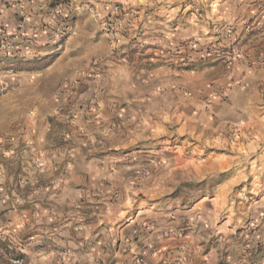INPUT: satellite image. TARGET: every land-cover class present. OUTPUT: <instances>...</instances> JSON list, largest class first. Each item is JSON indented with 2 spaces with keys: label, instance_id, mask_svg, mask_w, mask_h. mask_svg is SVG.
Wrapping results in <instances>:
<instances>
[{
  "label": "crops",
  "instance_id": "crops-1",
  "mask_svg": "<svg viewBox=\"0 0 264 264\" xmlns=\"http://www.w3.org/2000/svg\"><path fill=\"white\" fill-rule=\"evenodd\" d=\"M112 1L147 9L118 22L114 42L102 0H0V27L29 35L48 27L36 56L0 51V104L21 121L0 131V264H264V200L235 209L222 191L169 207L161 174L187 162L174 152L163 172L143 176L153 157L148 142L159 140L166 121L198 117L200 77L160 61L165 49L190 58L198 40L213 37L210 20L228 24L253 1L223 0L203 19L166 1ZM259 39L245 42L238 73L204 69L231 85L222 104L233 106V92L264 73L249 68L264 54Z\"/></svg>",
  "mask_w": 264,
  "mask_h": 264
},
{
  "label": "rangeland",
  "instance_id": "rangeland-1",
  "mask_svg": "<svg viewBox=\"0 0 264 264\" xmlns=\"http://www.w3.org/2000/svg\"><path fill=\"white\" fill-rule=\"evenodd\" d=\"M107 1L122 7L118 14H112L105 8L107 18L112 19L109 24L112 23L116 29L120 28L118 22L125 17L135 19L140 12H147L143 3L127 5ZM153 1H166L173 5L171 10L177 9L186 17L196 15L203 19L208 18L209 12L215 16L223 0ZM252 1L250 8H239L228 24L210 20L215 30L213 37L209 42L198 40L196 52L190 58L176 60L173 54L179 55L167 48L165 57L160 58L169 68L200 77L194 89L198 96L197 120L190 124H174L167 120V130L159 131V140L148 142V148L153 149V157L148 171H143L147 178L163 172L170 152L187 161L180 168L161 174L164 180L159 188L166 193L165 203L169 207L188 208L203 198L217 199L222 191L235 209L251 210L264 200V73L259 70V79L248 91L236 89L232 99L235 103L228 107L222 103L226 100L224 96L231 91V85L225 80L221 82L218 73L204 70L209 67L233 73L242 70L241 62L247 59L244 46L250 40L260 42L259 38H264V0ZM252 67L264 69L263 53L251 59L249 68ZM232 82L237 83L234 79ZM164 106L167 111L175 108L172 99H167ZM20 124L17 115L9 112V105L4 109L0 104V131H16ZM50 124L47 125L49 128L61 131V125L52 121Z\"/></svg>",
  "mask_w": 264,
  "mask_h": 264
},
{
  "label": "built area",
  "instance_id": "built-area-1",
  "mask_svg": "<svg viewBox=\"0 0 264 264\" xmlns=\"http://www.w3.org/2000/svg\"><path fill=\"white\" fill-rule=\"evenodd\" d=\"M104 5L108 12L112 14H118L122 11V7L119 5L112 4L107 0H104ZM54 15L56 17L62 16V10L60 6H55ZM112 20H110L111 22ZM65 30L58 31L53 38L55 45H61V36ZM110 41H115L116 28L112 23L108 24L107 30L105 31ZM39 34L48 35V27L44 25L38 32L29 35L25 32L11 33L5 27H0V51L6 54H14V52H20L26 57H34L36 54L32 48L36 45ZM13 264H23L21 259H13ZM182 261H177L176 264H181Z\"/></svg>",
  "mask_w": 264,
  "mask_h": 264
}]
</instances>
